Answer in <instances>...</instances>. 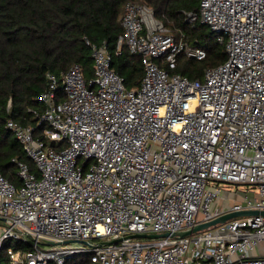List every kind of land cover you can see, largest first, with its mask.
Wrapping results in <instances>:
<instances>
[{"label": "built area", "instance_id": "built-area-1", "mask_svg": "<svg viewBox=\"0 0 264 264\" xmlns=\"http://www.w3.org/2000/svg\"><path fill=\"white\" fill-rule=\"evenodd\" d=\"M185 20L224 45L225 61L202 78L171 71L180 54L206 52L175 39L150 6L127 1L119 42L141 58L136 88L111 69L104 46L92 45L89 79L78 64L59 78L46 74L43 111L31 110L48 126L42 138L6 121L36 169L18 162L19 186L0 174V248L8 239L31 245L7 248L9 264H65L80 254L96 264H264L250 255L264 243L263 215L172 236L264 210V0H200ZM219 181L256 192L227 203ZM160 233L168 236L125 238Z\"/></svg>", "mask_w": 264, "mask_h": 264}, {"label": "trees", "instance_id": "trees-1", "mask_svg": "<svg viewBox=\"0 0 264 264\" xmlns=\"http://www.w3.org/2000/svg\"><path fill=\"white\" fill-rule=\"evenodd\" d=\"M127 1L150 6L175 39L182 35L189 46L206 52L202 60L180 54L171 73L200 79L205 69L225 61L224 45L217 41L216 34L206 25L185 20V14L198 11L200 0H0V174L14 185H20L18 162L33 173L36 169L5 123L11 119L31 126L42 138L48 126L45 122L38 124L31 110L43 111L38 96L47 86V73L59 78L78 64L84 78L89 79L93 76L91 46H104L111 58V69L123 79L125 87L133 89L140 84L141 58L119 42ZM9 247L31 250L30 243L8 239L0 248V264H9ZM65 264L96 263L90 261L89 255L80 254Z\"/></svg>", "mask_w": 264, "mask_h": 264}, {"label": "water", "instance_id": "water-1", "mask_svg": "<svg viewBox=\"0 0 264 264\" xmlns=\"http://www.w3.org/2000/svg\"><path fill=\"white\" fill-rule=\"evenodd\" d=\"M250 215H263L264 216V210L230 212V213L222 215V216H220V217H218L216 219H213L211 221L198 224V225L192 227L191 229H188V230H185V231H182V232L174 233V234H172V236H179V237L189 236V235L194 234L196 232L208 229L209 227L216 226L218 224H223L227 220H230L232 218L242 217V216H250ZM144 236L160 238V237L168 236V233L150 234V235L132 234V235L126 236L125 238H140V237H144ZM121 240H122V238H118V239H114V240L105 241L102 244L106 245V244H111V243H117V242H119Z\"/></svg>", "mask_w": 264, "mask_h": 264}, {"label": "rangeland", "instance_id": "rangeland-1", "mask_svg": "<svg viewBox=\"0 0 264 264\" xmlns=\"http://www.w3.org/2000/svg\"><path fill=\"white\" fill-rule=\"evenodd\" d=\"M212 184L217 185L222 189V193L227 195V203H233L234 201H241L245 194L250 195L256 192V188L247 184H233L224 181L212 182ZM222 193L219 198H217L218 203H222ZM4 224L0 222V231L3 229Z\"/></svg>", "mask_w": 264, "mask_h": 264}, {"label": "crops", "instance_id": "crops-1", "mask_svg": "<svg viewBox=\"0 0 264 264\" xmlns=\"http://www.w3.org/2000/svg\"><path fill=\"white\" fill-rule=\"evenodd\" d=\"M251 256L264 255V243L258 244L251 252Z\"/></svg>", "mask_w": 264, "mask_h": 264}]
</instances>
